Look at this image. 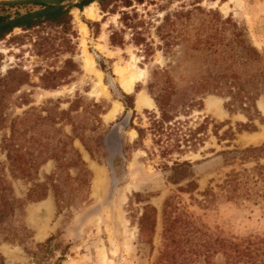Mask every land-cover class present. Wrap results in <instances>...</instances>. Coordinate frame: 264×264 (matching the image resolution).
<instances>
[{
	"label": "rangeland",
	"instance_id": "374dc122",
	"mask_svg": "<svg viewBox=\"0 0 264 264\" xmlns=\"http://www.w3.org/2000/svg\"><path fill=\"white\" fill-rule=\"evenodd\" d=\"M124 1H85L84 5L81 4L85 2L77 4L80 7L67 9L69 23L65 28L47 22L28 29L15 26L0 39V75L13 68L29 74V83L4 99L6 119L0 126V142L3 135L10 133L11 120L19 116L23 118L18 125L24 132L22 151L36 154L42 148L39 142H47L44 154L56 151L61 157L59 169L53 159H47L35 177L36 182L49 184L47 176L56 174L53 181L58 186L60 208L56 207L51 189L42 199L24 201L9 220L0 223V254L6 264H32L27 250L35 249L37 243L55 234L60 247L68 246L61 264H264V200L229 199L219 187L232 169L249 168L254 163L226 164L218 154L235 146L264 142V135L253 138L264 131V110L258 105L260 101L264 104V95L255 101L258 112L250 109L247 114L229 111L225 107L228 99L213 94L197 98L200 106L186 110L187 115L180 114L176 119L182 121L183 131L196 127L204 118L207 123L200 130L198 136L202 139L196 145L190 147V142L179 141L182 152L172 148L162 157V146L172 143L166 140L171 130L166 129V124L161 133L149 130L150 119L159 114L153 96L166 89V69L177 98L188 91L190 80L199 72L190 64L192 59L183 54L187 39L194 41L195 37L188 38L183 30L193 32L201 25V11L217 10L246 27L250 42L264 54V0H143L132 1L130 6ZM89 4L97 11L93 19L83 12ZM33 8L0 5V17L5 20ZM178 10L194 11L191 25L183 20L166 29L164 17ZM122 11L128 14L130 27L123 24ZM81 23L87 28L84 42L86 54L93 62L91 67L85 63ZM113 31L118 32V38L123 37L121 46L110 43ZM102 63L109 73L101 69ZM128 63L145 70L129 93L133 105L136 92L142 90L154 106L133 108V125L145 129L142 143L134 128H126L121 137L122 156L111 171L98 137L124 113V90L115 68ZM101 84L105 93L99 90ZM210 98L218 103L217 111L207 108ZM114 103L119 104L120 110L113 119H107ZM60 110L67 111L69 121L52 126L50 121L37 120L38 115L57 116ZM238 124L254 130L237 132ZM229 126L235 132L234 139L223 135ZM74 133L83 138L92 153L91 156L79 138L72 139L71 146L84 161L89 176L74 164L73 150L60 151L58 140ZM174 159L192 162L196 189L185 190L188 180H168L170 171L164 165H171ZM1 163H6V156L0 149ZM97 171L102 179L94 187ZM5 173L15 195L24 199L35 181L11 178L7 169ZM147 204L155 208V225L152 230L140 231L138 219ZM5 236L13 240L6 241Z\"/></svg>",
	"mask_w": 264,
	"mask_h": 264
},
{
	"label": "trees",
	"instance_id": "16d2710c",
	"mask_svg": "<svg viewBox=\"0 0 264 264\" xmlns=\"http://www.w3.org/2000/svg\"><path fill=\"white\" fill-rule=\"evenodd\" d=\"M132 1L142 3L143 0H125L126 6H130ZM86 4L83 3L81 5ZM81 5H77L80 7ZM203 24L195 27L193 32L184 29L183 34L188 38L195 37L194 41H188L183 49V54L189 56L195 70H199L196 77L190 80L189 89L183 93L182 97L177 98V91L173 85V79L166 69V89L162 88L153 96L154 102L158 108L159 114L153 115L150 119L152 133L157 131L161 133L166 124V129L171 131L166 135L168 143L166 147L162 146L160 155L162 157L169 154L172 148H176L179 152V141L189 143L187 146H194L202 139L198 136L201 129L207 123L204 118L202 123L196 127H186L183 131L182 121L178 118L180 114L187 115V111L193 107L200 106V98L206 94H213L225 99V107L229 111L241 110L247 114L250 109L255 110V101L260 95H264V54L261 53L249 40L246 27L240 25L233 20L231 16L223 17L217 10L201 11ZM194 16L193 10H178L172 14H166V29L174 25L175 22L187 20V24L191 25L190 20ZM5 17H0V22ZM121 18L125 26L130 27L129 16L127 13H121ZM47 22L51 26H65L69 23L68 10L59 12L53 15L46 16L42 19L28 20L13 26H6L0 29V39L9 33L13 27L20 26L28 29L39 23ZM186 28V27H185ZM166 36H169L167 31ZM111 44L122 45L123 37L118 38V32L113 31L109 36ZM138 42V41H137ZM190 60V59H189ZM188 60V61H189ZM101 69L105 72L106 67L101 64ZM155 73V72H154ZM29 83V74L22 69H8L4 74L0 75V126L5 121L4 108L6 107V96L21 85ZM152 85H150L151 88ZM125 110L120 118L112 122L105 133L98 137L100 145L106 150V163L111 171H114L115 162L122 156L121 137L126 128H134L138 133V141L142 143L145 129L133 125V97L129 94L122 93ZM131 111L132 113H130ZM68 114L65 110H60L57 116L38 115V121H50V125H57L62 120L69 121L65 115ZM248 119L249 116H247ZM23 121L22 117L16 116L8 125L10 133L3 135L0 142V149L5 152L6 163L0 164V223L9 220L16 208L21 207L24 201H36L46 197L48 189H51L55 204L60 208L57 189L58 186L53 181L55 173L47 176L50 180L48 184L44 182H36L35 177L39 166L47 159L55 161V168H60V156L56 151L46 153L47 142H39L41 150L33 154V152L22 151L23 131H20L18 125ZM186 122V121H184ZM42 123V122H40ZM173 125V126H172ZM242 130L253 131L254 129L247 127L244 124H238L237 132ZM214 135L218 136L216 131ZM235 132L229 126L223 131V135H229L227 139H234ZM188 136V137H187ZM79 138L85 149L92 153L86 145L83 138L74 133L73 136L64 135V139H59L61 143V152H66V148L73 150L76 158L74 164L81 166L80 169L87 176L90 175L89 170L85 167L84 161L80 155L71 146L73 138ZM222 137V136H218ZM31 139L35 141V138ZM171 140V141H169ZM161 141V137L158 138ZM171 146V147H169ZM44 154V155H43ZM222 155L224 163L233 164L238 161L240 164L253 162L254 165L241 170L232 169L225 175L220 189L226 192V197L229 199H240L257 201L258 198L264 200V142L257 146L238 147L225 149L218 152ZM29 155L30 157H28ZM192 162L189 160L174 159L171 165L164 166L169 169L170 174L168 180L172 183H178L182 180H188L185 190L192 191L197 188V183L193 179ZM5 169L9 172L11 178H26L27 180L35 181L28 189L24 199L18 198L13 190L10 180L7 178ZM49 185V186H48ZM206 192H212L207 190ZM135 197H141L140 193H134ZM155 208L147 204L143 208V212L138 219L140 231L144 229H153L155 225L154 218ZM57 235L53 234L47 237L43 242L36 244L35 249L27 250V254L31 258L32 264H61L68 253V246L60 247V243L55 240ZM6 241L13 239L8 236L3 238ZM58 250V253L56 251ZM0 264H6L0 254Z\"/></svg>",
	"mask_w": 264,
	"mask_h": 264
},
{
	"label": "bare ground",
	"instance_id": "6f19581e",
	"mask_svg": "<svg viewBox=\"0 0 264 264\" xmlns=\"http://www.w3.org/2000/svg\"><path fill=\"white\" fill-rule=\"evenodd\" d=\"M84 14L88 17V18H95L97 16V11L96 8L94 7L93 4H89L87 6H85L84 10H83ZM80 28V32L81 35L83 37L82 41H81V45L83 47V52L84 55L86 57V64L88 66L91 67V64L93 63L91 61V58L86 54V49H85V42H84V36L87 33V28L86 25L84 23H81L79 25ZM102 46V45H101ZM96 73V72H95ZM115 73L118 76V81L119 84L121 86V88L125 91V92H131L134 87L136 82L140 79L143 78L144 74H145V70L142 68H137L134 64H126L124 66H117L115 68ZM102 85V84H101ZM100 85V89L101 91H103V93H105V86H101ZM135 105L137 108H142V107H153L154 106V102L153 100L142 90H139L136 92L135 95ZM259 107L264 110V104L262 101H260L258 103ZM207 108L217 111L218 108V103L216 102L215 99L210 98L207 101ZM119 104L118 103H114L112 109L109 110V112L106 114V118L107 119H113L114 116L116 115V113L119 111ZM131 134H135L134 131H131ZM264 135V131L256 134L253 136L254 139H259L260 137H262ZM97 173V177H96V181H95V186L94 187H98L100 182H101V173L99 171L96 172Z\"/></svg>",
	"mask_w": 264,
	"mask_h": 264
},
{
	"label": "water",
	"instance_id": "95a60500",
	"mask_svg": "<svg viewBox=\"0 0 264 264\" xmlns=\"http://www.w3.org/2000/svg\"><path fill=\"white\" fill-rule=\"evenodd\" d=\"M89 0H0V5H31L34 6L28 12L9 17L0 22V29L13 26L28 20L42 19L46 16L63 12L77 4Z\"/></svg>",
	"mask_w": 264,
	"mask_h": 264
},
{
	"label": "crops",
	"instance_id": "0c3cea01",
	"mask_svg": "<svg viewBox=\"0 0 264 264\" xmlns=\"http://www.w3.org/2000/svg\"><path fill=\"white\" fill-rule=\"evenodd\" d=\"M123 92L126 93V94H129V93H130V92H125V91H123ZM134 100H135V99H134ZM256 102H257V100H256ZM133 103H134V102H133ZM133 108L136 109V108H135V105H133Z\"/></svg>",
	"mask_w": 264,
	"mask_h": 264
}]
</instances>
